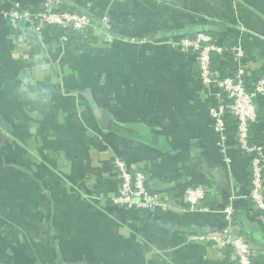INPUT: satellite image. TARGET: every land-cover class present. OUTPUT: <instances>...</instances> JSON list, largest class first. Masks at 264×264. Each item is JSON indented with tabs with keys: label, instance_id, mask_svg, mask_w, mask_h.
I'll return each mask as SVG.
<instances>
[{
	"label": "crops",
	"instance_id": "obj_1",
	"mask_svg": "<svg viewBox=\"0 0 264 264\" xmlns=\"http://www.w3.org/2000/svg\"><path fill=\"white\" fill-rule=\"evenodd\" d=\"M43 1L0 0V264H238L231 250L189 240L221 231L230 206L231 231L264 264V220L230 102L176 48L209 34L227 46L214 59L220 76L236 73L241 48L251 87L264 77V0H56L91 14L87 45L78 33L14 30L8 14ZM255 104L251 136L264 147V96ZM117 159L146 175L166 210L113 204ZM197 187L207 212L188 208Z\"/></svg>",
	"mask_w": 264,
	"mask_h": 264
},
{
	"label": "built area",
	"instance_id": "obj_2",
	"mask_svg": "<svg viewBox=\"0 0 264 264\" xmlns=\"http://www.w3.org/2000/svg\"><path fill=\"white\" fill-rule=\"evenodd\" d=\"M56 0H44L38 12L20 10L17 7L8 14L10 24L16 31H20L19 23L30 25L36 34L40 35L50 27H60L69 33H86L94 27L89 12L78 13L58 10L54 7ZM63 40L67 39V36ZM22 41V38L20 39ZM176 48L186 55H193L199 67V80L206 86L216 85L219 94L225 95L230 102L229 111L236 121V141L239 149L249 157L252 167L249 197L253 202L260 220H264V147L255 142L251 136L252 126L257 122L258 110L255 100L264 96V77L258 79L251 87L245 81V70L242 66L244 53L236 48V62L238 68L231 76H220L212 67V54L222 55L227 46L219 44L209 34L199 33L193 37L183 38ZM222 110L212 107L209 115L213 121V130L223 138L225 123L222 119ZM118 171L119 186L112 202L116 206L126 207L137 211L154 212L157 209H167L160 195L150 191L147 187V178L138 170H130L121 159L115 161ZM206 190L201 187L190 188L186 192V203L191 211L207 212L204 200ZM226 226L218 233L209 235H191L192 242L211 244L222 253L231 250L238 264H256L252 243L244 236L235 235L231 231L234 217V208L227 207L223 211Z\"/></svg>",
	"mask_w": 264,
	"mask_h": 264
},
{
	"label": "trees",
	"instance_id": "obj_3",
	"mask_svg": "<svg viewBox=\"0 0 264 264\" xmlns=\"http://www.w3.org/2000/svg\"><path fill=\"white\" fill-rule=\"evenodd\" d=\"M66 11V10H65ZM68 11V10H67ZM70 12H73V11H70ZM50 31H52L53 33H56L57 35H59V36H64L65 35V33H66V31L65 30H63L62 28H60V27H50ZM91 30H89L88 32H86V33H78V34H82L81 36H83L84 38H85V44L87 45V42L88 41H90L91 40ZM63 34V35H62ZM86 48H84V50H85ZM215 56H217V54H212V67L214 68L215 66H213V64H214V59H215ZM227 252V255H229V253H230V251L229 250H227L226 251Z\"/></svg>",
	"mask_w": 264,
	"mask_h": 264
},
{
	"label": "water",
	"instance_id": "obj_4",
	"mask_svg": "<svg viewBox=\"0 0 264 264\" xmlns=\"http://www.w3.org/2000/svg\"><path fill=\"white\" fill-rule=\"evenodd\" d=\"M95 112H96V114H97L99 120L101 121V120H102V117L98 115L97 111H95Z\"/></svg>",
	"mask_w": 264,
	"mask_h": 264
}]
</instances>
